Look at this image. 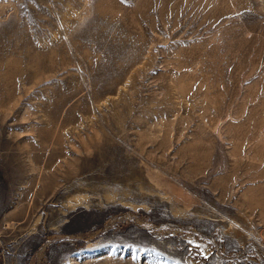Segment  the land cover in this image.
Instances as JSON below:
<instances>
[{
    "label": "rangeland",
    "instance_id": "374dc122",
    "mask_svg": "<svg viewBox=\"0 0 264 264\" xmlns=\"http://www.w3.org/2000/svg\"><path fill=\"white\" fill-rule=\"evenodd\" d=\"M0 264H264V0H0Z\"/></svg>",
    "mask_w": 264,
    "mask_h": 264
}]
</instances>
